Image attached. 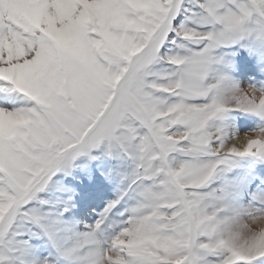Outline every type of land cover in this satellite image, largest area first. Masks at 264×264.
Wrapping results in <instances>:
<instances>
[{
	"label": "snow or ice",
	"instance_id": "obj_1",
	"mask_svg": "<svg viewBox=\"0 0 264 264\" xmlns=\"http://www.w3.org/2000/svg\"><path fill=\"white\" fill-rule=\"evenodd\" d=\"M0 264H264V0H0Z\"/></svg>",
	"mask_w": 264,
	"mask_h": 264
}]
</instances>
